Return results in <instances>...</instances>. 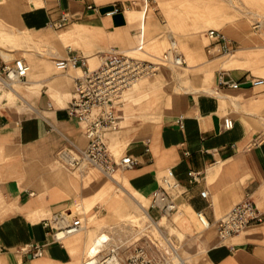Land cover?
<instances>
[{"label": "crops", "instance_id": "0c3cea01", "mask_svg": "<svg viewBox=\"0 0 264 264\" xmlns=\"http://www.w3.org/2000/svg\"><path fill=\"white\" fill-rule=\"evenodd\" d=\"M198 4L186 3L190 8ZM108 5L119 7L124 22L116 23L114 15L101 10ZM180 5L176 0H159L156 7L152 0H0V73L16 57L31 65L16 85L17 97H3L6 87L0 83V264H85L90 231L102 224L101 217L117 211L128 198L136 201L131 205L135 213L141 202L134 195L152 198L168 168L175 170L180 182L176 199L191 220L192 212L203 210L216 222L247 197L264 210V12L259 10L245 13L259 18L260 25L246 20L237 26L215 24L232 40L235 56L205 65L215 82L204 91L183 85L177 90L170 70L162 67L147 76L158 75L156 80L141 79L128 92L118 107L120 127L108 131L107 138L116 157L130 154L138 159L135 167L109 176L94 165L73 168L60 157L65 147L88 145L87 123L68 109L83 68L58 65L70 55L69 47L91 67L111 47L153 59L169 47L170 42L157 54L171 29L178 37L169 35L193 61L187 59L182 67L199 68L206 51L216 56L208 51L212 39L206 45L189 36L193 20H179ZM65 14L70 21L58 26ZM12 26L19 34L28 33L25 45L11 35ZM196 26L202 31L207 25ZM223 79L240 84L232 87ZM226 116L235 120L231 129L224 128ZM115 131L123 132L115 140L123 146L120 154L112 149ZM147 207L153 213L151 201ZM95 217L94 228L56 238L66 221L81 218L89 223ZM174 217L179 228L176 212ZM192 225L195 229L193 220ZM209 229L200 264H264V221L227 240H221L216 225ZM32 243L42 246L41 255L23 249Z\"/></svg>", "mask_w": 264, "mask_h": 264}, {"label": "built area", "instance_id": "2783aa9c", "mask_svg": "<svg viewBox=\"0 0 264 264\" xmlns=\"http://www.w3.org/2000/svg\"><path fill=\"white\" fill-rule=\"evenodd\" d=\"M150 1V0H146ZM94 7V5H90ZM100 9L99 6H95ZM119 7L106 11L107 14L119 12ZM70 21L69 15L65 14L58 26H63ZM260 25V22L257 24ZM212 39L208 45V51L212 55L232 54L235 50L230 37L220 29L211 28L208 31ZM143 44L139 47L143 48ZM70 55L60 59L58 65L61 68L69 65L81 66L82 72L76 78V91L68 106L69 112L75 115L80 121L87 123L88 145L86 147H65L60 152V157L67 161L73 168L84 169L88 165H94L109 176H114L118 169L133 168L137 165L138 159L130 154H123L119 157L113 153L107 138V132L116 130L121 124V115L118 113L119 105L126 99L128 92L144 77L156 75L163 66L172 65L182 67L187 63V58L181 51L176 38L171 37L169 47L163 55L148 59L140 58L130 54L125 49L111 47L102 51L100 63L97 67H91L87 58L75 53L69 47ZM31 69V65L22 57L6 61L0 76L24 80ZM224 84L238 87L240 82L223 79ZM224 128L231 129L235 126V120L226 116L223 122ZM194 179H198L195 171H190ZM180 182L176 177L175 170L168 168L161 179L160 186L153 192L151 199L152 208H156L158 215H152L159 219L163 215H171L181 208L176 199V190ZM207 196L208 191H202ZM200 228L206 230L216 225L221 240H227L233 235L243 231L254 222L264 221V210L261 209L251 197H247L235 204L231 210L216 222L212 221L203 210L196 212ZM83 222L81 218H75L65 224L55 233L57 239L77 233L81 230ZM66 230L64 236H59L60 231ZM34 255H41V245L27 244L23 247ZM136 261V260H135ZM87 264V262H85Z\"/></svg>", "mask_w": 264, "mask_h": 264}, {"label": "rangeland", "instance_id": "374dc122", "mask_svg": "<svg viewBox=\"0 0 264 264\" xmlns=\"http://www.w3.org/2000/svg\"><path fill=\"white\" fill-rule=\"evenodd\" d=\"M192 1L200 2V4L193 5L190 8L188 5H186V3ZM234 1L235 4H233L229 0H212V7L210 8L209 0H176V2H180L182 4L180 5L181 8L180 11L181 14H183V16L182 17L180 16L179 20L184 19L186 17H188V19L191 18L193 20L191 22L194 24V28L190 29L189 36L191 38L195 37L198 39H203L206 45H208L210 42L209 35L207 33L208 29L212 27L219 28L224 32L223 27L215 25L218 24V22H225V24H231L236 26L245 20L248 21L252 26L257 24L258 21L261 22L259 18H255L254 16L251 18L250 15L245 13V11L247 9H254L264 12V0H234ZM156 3H159V0H152V7H156L155 6ZM199 22L206 23L207 25L204 27L202 31H199L200 30L199 27L196 26ZM137 27H139V25H137ZM262 29H264V27ZM169 34L178 37L177 33L174 30L170 29L169 32L166 33L165 37H163L162 40L163 49L157 54L162 53L164 49L169 45L170 37H171V35ZM159 39L162 38L157 37L155 40L158 41ZM180 47L182 48L183 51H185L181 43H180ZM137 56L142 58L149 57V55L147 54H138ZM234 56L235 53L229 55L219 54L216 56H210L206 51L205 59H203L206 60V62L200 64L199 68H186V67H177L172 65L163 66V68L166 70H170L175 88H177V90H182L184 88L182 87L183 85L189 89L197 87L202 91H204V88L206 86L212 85V82H215L214 79L215 74L211 73L210 71H207L205 65H207V63L208 64L212 63V59H216V61L221 62L225 59L233 58ZM187 59L189 63L193 62L191 58L187 57ZM157 77H144V78L153 81L156 80ZM137 87H139V84L137 85ZM131 96L132 95H129L128 98H131ZM121 133L123 132L115 131L111 133L112 149H114V151L118 154L122 152L123 146L119 143L115 144V140L119 137ZM134 196L136 197V199H138V201L142 203V205H144V207L148 209L147 205H149L152 198H149L148 195L139 192L136 193ZM128 199L120 204L117 211L103 215L101 217L103 222L97 228H94V226L98 224L95 223L98 221L97 217L90 218L89 223H85V222L83 223L87 225L88 228L91 227L90 229L94 228L93 229L94 232L96 231L97 233H99L103 229L111 235L112 240H110L111 241L109 242L110 244L104 246L103 250H101L100 253L98 254L99 255L98 257L103 258L102 260H105L114 257V255H118V257L121 259L123 264L125 263L126 264H130V263L131 264H157V263L166 264L167 260L169 259L168 257L170 256L166 254L165 249L161 245L160 240L162 239V236L159 235L158 233H155L157 228L154 225L153 221L148 217H142L141 219L135 222H132L133 220L131 221L130 219H128L133 212L131 210V205L136 204L135 203L136 201H134L133 199L131 198ZM186 211L187 209L183 208L179 212L184 213L186 215ZM143 213L144 210L142 209L140 210L139 215L142 216ZM157 213H158L157 209L154 208L153 214H157ZM174 214L175 213L171 215H167L168 217L167 219L165 218L164 221L162 219L163 222L162 228H164L167 231L173 245L178 249L181 255L184 258H186L188 264H200V262L203 261L204 254L208 248V243H206L204 239L206 237L207 232H209L210 229L202 230L200 228L196 212H192L191 218L194 221L195 232L197 233L195 236H191V234H186L185 237L180 238L177 234V230H178L176 223L177 221L175 217L173 218ZM161 218L157 220H161ZM135 228L137 230L138 229H140L141 231L143 230L142 233L138 236H133L132 233L135 231ZM89 246H90V242L88 243L86 249L87 252L84 259L85 262H88V260L91 258V255L89 254ZM169 260L173 264H175L174 261L171 260V258Z\"/></svg>", "mask_w": 264, "mask_h": 264}, {"label": "bare ground", "instance_id": "6f19581e", "mask_svg": "<svg viewBox=\"0 0 264 264\" xmlns=\"http://www.w3.org/2000/svg\"><path fill=\"white\" fill-rule=\"evenodd\" d=\"M112 13V12H110ZM5 18V17H4ZM2 20V19H1ZM8 20V19H7ZM3 22V20H2ZM9 26V25H8ZM21 27V26H20ZM17 29L16 26H12L11 29L9 28V30L11 31V35H15V40L19 41V44L21 45H25L28 39V33L25 32L24 34H19L17 33L15 30ZM6 55V53H4ZM8 54V53H7ZM68 57V55H67ZM32 63V62H31ZM167 66V65H166ZM171 66V65H169ZM32 71V70H31ZM158 76V75H157ZM167 76V75H166ZM20 79H17L15 77L13 78H7L6 80L3 79V77L0 76V83L1 85L5 86L6 88H4V94L2 95L4 96H8L10 98L13 97H17L18 96V90H17V84L19 83ZM147 81V79H143L142 83H145ZM190 81V80H189ZM159 82V80H158ZM192 84V83H191ZM190 86V85H189ZM191 87V86H190ZM158 88V87H157ZM165 88V87H164ZM153 90V89H152ZM173 94V93H172ZM163 96V95H162ZM175 96V95H174ZM164 98V97H163ZM166 98V97H165ZM159 99V98H158ZM149 100V99H148ZM166 100V99H165ZM150 101V100H149ZM143 102H146L145 100ZM158 102V101H157ZM156 102V103H157ZM141 105V104H140ZM143 105V104H142ZM187 209L184 206H181V209ZM144 210V213L142 216L139 215L140 210ZM176 212L178 215V222L180 223V227L177 230V234L180 238L185 237L186 234H191V236H195L197 232H195V229L192 225V220L186 216L184 213L181 212ZM142 217H148L149 219H151L154 223V225L156 226L157 230L155 231V233H158L159 235L162 236L161 241V245L163 246V248L166 251V254L170 257H168L169 259L171 258V260L174 261L175 264H188L186 258H184L181 253L178 251V249L173 245L167 231L162 228V219L163 221L165 220V218L167 219V215L163 216V218H161V220H157L155 218L152 217V215L150 214L149 210L144 207V205H142V203H140L139 207L137 208V211L135 213H132V215L128 218L130 219L132 222L138 221L139 219H141ZM65 224H68V221L65 222ZM88 228L87 225L83 224V226L81 227V230ZM91 228V227H90ZM80 230V231H81ZM88 230V229H87ZM209 230V229H207ZM143 231V230H142ZM142 231L140 229H136L135 231L132 233L133 236H138L142 233ZM79 232V231H78ZM96 232V231H95ZM94 232V230L92 229L90 232V237H89V242H90V246H89V254L91 255V258L88 260L87 264H123V262L121 261V259L118 257V255H114V257L109 258V259H105L102 260L103 258L98 257L99 253L101 250H103L104 246L107 244H110L109 242H111V235L105 231V230H101L98 234H96ZM67 233L66 230L64 231H60L58 233L59 236H64ZM84 234V233H83ZM207 235H209V232H207ZM113 238V237H112ZM209 239V237L206 238V241ZM209 241V240H208ZM117 244V243H116ZM115 244V245H116ZM159 245V244H158ZM160 245V246H161ZM119 247V246H118ZM115 250V249H114ZM118 251V250H117ZM161 251V250H160ZM87 252V251H86ZM105 252V251H104ZM112 252V251H111ZM150 252V251H149ZM129 254V253H128ZM121 255V254H120ZM148 255V254H147ZM146 255V256H147ZM153 255V254H152ZM143 256V255H142ZM159 256V255H158ZM164 256V255H163ZM123 258V257H122ZM160 258V257H159ZM166 258V257H165ZM126 259V258H125ZM138 259V258H137ZM163 259V258H162ZM167 259V258H166ZM167 260L166 264H173L170 260ZM150 260V259H149ZM127 261V260H126ZM156 263V262H155ZM126 264V263H125ZM131 264V263H130ZM158 264V263H157ZM162 264V263H161Z\"/></svg>", "mask_w": 264, "mask_h": 264}, {"label": "water", "instance_id": "95a60500", "mask_svg": "<svg viewBox=\"0 0 264 264\" xmlns=\"http://www.w3.org/2000/svg\"><path fill=\"white\" fill-rule=\"evenodd\" d=\"M111 9H114V5L105 6L101 10L103 12H106V11L111 10ZM114 17L116 19V23L124 22V20H122V17H123L122 12L119 11V12L114 13Z\"/></svg>", "mask_w": 264, "mask_h": 264}]
</instances>
